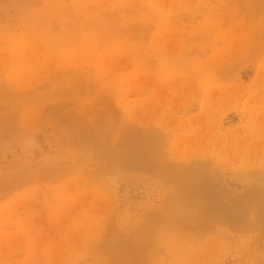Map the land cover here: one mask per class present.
Wrapping results in <instances>:
<instances>
[{
    "label": "rangeland",
    "instance_id": "374dc122",
    "mask_svg": "<svg viewBox=\"0 0 264 264\" xmlns=\"http://www.w3.org/2000/svg\"><path fill=\"white\" fill-rule=\"evenodd\" d=\"M0 264H264V0H0Z\"/></svg>",
    "mask_w": 264,
    "mask_h": 264
},
{
    "label": "bare ground",
    "instance_id": "6f19581e",
    "mask_svg": "<svg viewBox=\"0 0 264 264\" xmlns=\"http://www.w3.org/2000/svg\"><path fill=\"white\" fill-rule=\"evenodd\" d=\"M166 235H168V233H167ZM170 237H172V236H169V238H170ZM174 239H175V238H174ZM173 242H174V241H173ZM172 251H173V249H172ZM174 251H175V250H174Z\"/></svg>",
    "mask_w": 264,
    "mask_h": 264
}]
</instances>
